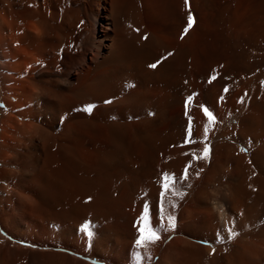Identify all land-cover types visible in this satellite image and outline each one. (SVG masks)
<instances>
[{
  "label": "bare ground",
  "instance_id": "obj_1",
  "mask_svg": "<svg viewBox=\"0 0 264 264\" xmlns=\"http://www.w3.org/2000/svg\"><path fill=\"white\" fill-rule=\"evenodd\" d=\"M0 264H264V0H0Z\"/></svg>",
  "mask_w": 264,
  "mask_h": 264
},
{
  "label": "snow or ice",
  "instance_id": "obj_2",
  "mask_svg": "<svg viewBox=\"0 0 264 264\" xmlns=\"http://www.w3.org/2000/svg\"><path fill=\"white\" fill-rule=\"evenodd\" d=\"M187 3H188V0H185V4ZM192 26H193V17L189 15L188 21H187V27L184 28V34H187L189 29L192 28ZM181 39H183V35L181 36ZM169 55H171V53H169ZM149 67L154 69L157 67V64H151L149 65ZM212 79H215V77H212ZM209 83H211V80L209 81ZM225 91H227V89H225ZM185 107L187 108V103ZM88 111H91V109L89 108ZM205 115H207L209 117V120H211V115L207 109H205ZM190 141H191V137L188 140H186L185 143H189ZM205 155H207V147L205 148ZM186 174H187V169H185V176ZM164 187L165 189H167L168 185L165 184ZM161 195H163V192L161 193ZM141 220L144 221V223L142 226L139 227L138 238L135 241L136 245L143 247L146 243H155L159 241L160 236L158 233L160 229L155 226H150L147 223V210L142 214ZM174 220H175L174 217H169L170 226L173 228L175 227Z\"/></svg>",
  "mask_w": 264,
  "mask_h": 264
}]
</instances>
